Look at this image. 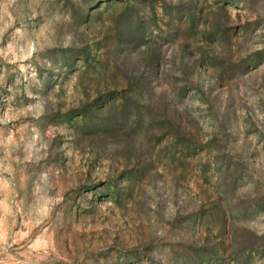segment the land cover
I'll use <instances>...</instances> for the list:
<instances>
[{
  "label": "rangeland",
  "instance_id": "374dc122",
  "mask_svg": "<svg viewBox=\"0 0 264 264\" xmlns=\"http://www.w3.org/2000/svg\"><path fill=\"white\" fill-rule=\"evenodd\" d=\"M0 264H264V0H0Z\"/></svg>",
  "mask_w": 264,
  "mask_h": 264
}]
</instances>
